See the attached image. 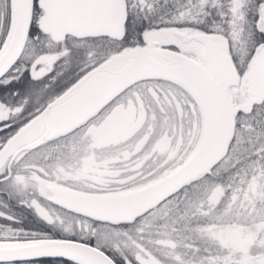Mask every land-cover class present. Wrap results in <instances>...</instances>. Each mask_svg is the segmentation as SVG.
Wrapping results in <instances>:
<instances>
[{
  "label": "snow or ice",
  "instance_id": "1",
  "mask_svg": "<svg viewBox=\"0 0 264 264\" xmlns=\"http://www.w3.org/2000/svg\"><path fill=\"white\" fill-rule=\"evenodd\" d=\"M0 264H264V0H0Z\"/></svg>",
  "mask_w": 264,
  "mask_h": 264
}]
</instances>
